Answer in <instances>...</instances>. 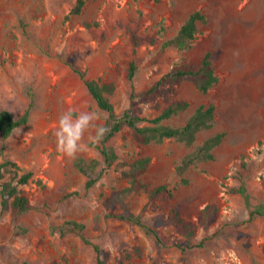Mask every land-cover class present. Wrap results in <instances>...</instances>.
Wrapping results in <instances>:
<instances>
[{
	"label": "rangeland",
	"instance_id": "rangeland-1",
	"mask_svg": "<svg viewBox=\"0 0 264 264\" xmlns=\"http://www.w3.org/2000/svg\"><path fill=\"white\" fill-rule=\"evenodd\" d=\"M77 1L0 0V109L20 118L33 100L29 121L7 139L0 134V164L7 156L34 172L22 187L30 210L16 214L0 196V264H98L94 245L81 233L53 230L72 220L86 225L85 235L100 245L107 264H264V0H90L81 14L69 17ZM195 10L207 19L199 22L192 47L163 48ZM133 34L143 38L137 47ZM208 51L219 76L208 93L184 81L169 98L133 96ZM132 60L138 65L133 80ZM73 67L115 85L110 97L118 113L154 117L187 99L190 108L166 123L183 125L200 104L211 102L216 121L193 145L176 138L145 143L125 127L112 140L118 162L87 188L77 161L102 159L101 153L89 142L87 151L66 158L57 151L54 131L69 107L95 111L98 124H105L108 113ZM217 132L226 135L215 158L179 174L182 159ZM143 157L150 163L139 179L149 188H174L173 197L156 199L158 209L146 188L127 197L129 208L158 237L119 218L123 205L107 201L131 185L123 169ZM209 204L217 213L193 235L170 220L176 207L186 220L197 221Z\"/></svg>",
	"mask_w": 264,
	"mask_h": 264
},
{
	"label": "trees",
	"instance_id": "trees-1",
	"mask_svg": "<svg viewBox=\"0 0 264 264\" xmlns=\"http://www.w3.org/2000/svg\"><path fill=\"white\" fill-rule=\"evenodd\" d=\"M89 1L90 0H78L69 17L71 15L81 14ZM206 19L207 16L201 10L191 12L180 27L178 33L163 43V48L173 46L180 49H188L192 47L193 41L199 31V22L205 21ZM86 25L92 26L93 23H86ZM132 39L135 47L143 40L142 37L136 34L132 35ZM73 68L84 78L98 106L108 113V117L104 124L109 128L108 133L98 144H91L99 150L102 159L96 158L87 160L86 158H79L77 161L78 168L87 177V188L95 186L118 162L120 155L112 144V140L125 127L131 128L138 138L145 143L162 141L165 138H176L188 145H193L196 143L199 133L205 129L211 128L216 121L217 105L211 102L200 104L183 125L175 126L166 123V120L190 108L191 102L187 99H179L169 103L159 115L154 117L141 116L130 110H124L118 113L110 97L115 91V85L113 83L102 82L101 79L88 78L82 69L77 67ZM137 69L138 65L136 60H132L128 73L131 80L134 79ZM184 81H192L198 90L203 93H208L210 89L213 88L219 81V76L216 72L212 53L210 51L198 62H185L173 66L150 87L140 92L133 91V96H140L148 99L153 98L157 93H161L169 98L170 95L177 92V86ZM32 107L33 100L20 118H16L9 109H0V134L3 139L9 138L18 126L26 124L29 121ZM225 135V132H217L197 145L182 159L177 167L178 173L183 174L199 161L214 159V150L223 142ZM149 163L150 158L143 157L130 164L129 168L123 169V174L131 178V185L115 192L107 201L109 204L117 202L123 205L124 210L117 215L119 218L133 221L141 226L147 234L158 237L157 231L147 224L145 217L141 213H136L131 210L127 201L128 195L141 187L149 190L150 197L153 200V209L159 208L156 202L158 197L174 196V188H172L169 183H162L154 188H149L139 179V175L147 168ZM33 177L34 172L32 170H25L17 161L4 156L0 164V196L2 206L6 207L11 201V205L16 214L30 210L33 207L32 202L30 197L24 193L22 187L31 182ZM217 211L218 207L216 205L209 204L200 211L198 220L194 221L186 220L181 211L174 207L170 210L169 217L171 222L181 232L193 235L200 225H208L211 217L215 215ZM85 228L86 225L84 223L72 220L59 227L53 228V230H59L63 235L71 231H78L82 234V238L85 242L94 245L97 253V263L107 264L100 245L93 243L85 235Z\"/></svg>",
	"mask_w": 264,
	"mask_h": 264
},
{
	"label": "clouds",
	"instance_id": "clouds-1",
	"mask_svg": "<svg viewBox=\"0 0 264 264\" xmlns=\"http://www.w3.org/2000/svg\"><path fill=\"white\" fill-rule=\"evenodd\" d=\"M99 120L100 116L95 111L78 112L72 107L67 108L59 116L54 131L57 151L66 158L74 159L88 150L89 142L98 144L109 131L104 124L96 123ZM90 130H94V134Z\"/></svg>",
	"mask_w": 264,
	"mask_h": 264
}]
</instances>
